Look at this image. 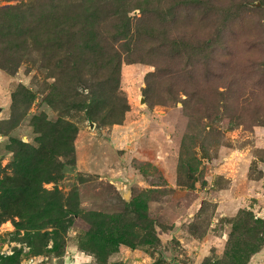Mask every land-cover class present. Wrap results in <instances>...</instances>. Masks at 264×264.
<instances>
[{
	"label": "rangeland",
	"instance_id": "rangeland-1",
	"mask_svg": "<svg viewBox=\"0 0 264 264\" xmlns=\"http://www.w3.org/2000/svg\"><path fill=\"white\" fill-rule=\"evenodd\" d=\"M0 264H264V0H0Z\"/></svg>",
	"mask_w": 264,
	"mask_h": 264
},
{
	"label": "trees",
	"instance_id": "trees-1",
	"mask_svg": "<svg viewBox=\"0 0 264 264\" xmlns=\"http://www.w3.org/2000/svg\"><path fill=\"white\" fill-rule=\"evenodd\" d=\"M116 17H107L105 18L104 25L101 27L97 28L96 32L99 34H102L100 38L104 41V45L108 47V53L111 54V58L109 59L108 66H111L112 69L115 70L117 69V64H118V52H117V47L114 46V42H116L119 39H126L127 37L129 38H136L137 34L141 31L143 21L148 20L147 18H144V13L141 12L138 17L134 19V22L131 23L126 19L125 22H121L119 25H114ZM149 33V31H146ZM116 78V76H115ZM93 106L87 111V115L89 117H94L96 115V110ZM126 108H124L125 110ZM114 122V121H113Z\"/></svg>",
	"mask_w": 264,
	"mask_h": 264
},
{
	"label": "built area",
	"instance_id": "built-area-1",
	"mask_svg": "<svg viewBox=\"0 0 264 264\" xmlns=\"http://www.w3.org/2000/svg\"><path fill=\"white\" fill-rule=\"evenodd\" d=\"M14 252V250L8 246V245H5V247H3L1 253H4V254H12Z\"/></svg>",
	"mask_w": 264,
	"mask_h": 264
},
{
	"label": "water",
	"instance_id": "water-1",
	"mask_svg": "<svg viewBox=\"0 0 264 264\" xmlns=\"http://www.w3.org/2000/svg\"><path fill=\"white\" fill-rule=\"evenodd\" d=\"M252 5H255V6H257V5H259L258 4V2H254V3H252ZM140 101H142V98L140 99ZM91 124V122L89 123V125ZM123 195V197H126V194H122Z\"/></svg>",
	"mask_w": 264,
	"mask_h": 264
}]
</instances>
